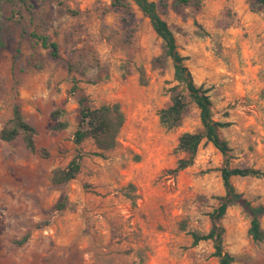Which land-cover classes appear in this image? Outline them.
Returning a JSON list of instances; mask_svg holds the SVG:
<instances>
[{
  "label": "rangeland",
  "instance_id": "obj_1",
  "mask_svg": "<svg viewBox=\"0 0 264 264\" xmlns=\"http://www.w3.org/2000/svg\"><path fill=\"white\" fill-rule=\"evenodd\" d=\"M155 1L195 83L210 90L214 119L231 123L220 129L231 166L264 171V7L163 0V8ZM121 2L125 7L116 0H26L16 5V23L11 2L0 1V132L19 104L37 146L50 151L43 158L22 137H0V264L219 263L212 242L193 245L191 232L211 227L209 213L224 194V157L203 142L192 166L172 172L184 156L179 136L201 127L199 110L191 103L178 128L160 124L177 84L174 65L155 66L162 39L134 0ZM32 32L56 41L61 57L53 59ZM82 95L94 107L119 103L125 123L113 150L100 155L85 141L81 172L54 184L53 171L77 153ZM59 121L68 127L57 129ZM232 181L253 204H264V177ZM221 224L232 264H264V241L250 237L238 206Z\"/></svg>",
  "mask_w": 264,
  "mask_h": 264
},
{
  "label": "trees",
  "instance_id": "obj_2",
  "mask_svg": "<svg viewBox=\"0 0 264 264\" xmlns=\"http://www.w3.org/2000/svg\"><path fill=\"white\" fill-rule=\"evenodd\" d=\"M1 1V0H0ZM13 5L10 19L16 23L21 22V14L17 10L18 3L25 4L26 0H8ZM122 0H116V3L122 7L125 4ZM144 16L150 19V22L156 34L162 39V52L154 59L155 66L166 67L169 60L174 65V80L176 85L170 89V103L162 108L159 112L160 124L167 130L178 128L190 110L193 103L199 110L201 127L192 132H184L179 136L177 150L184 156L181 157L173 173L192 166L195 162L200 145L203 142L213 144L223 155L224 163L220 168L221 178L224 186V194L217 196L218 205L209 213L211 227L208 232L192 231L193 245L201 241H211L214 247L213 255L218 258V264H232L235 256L224 248L225 227L221 220L231 206H238L244 215L249 219L250 226L248 234L255 242L264 241V204L255 205L251 200L246 198L234 185L233 177H264V171L255 167L231 166L229 142L220 134V129L228 127L231 123L228 121L215 120L213 117V102L209 95L210 90L204 86H198L193 78L192 72L185 64L186 57L178 50V44L173 30L168 22L163 18V13L159 11L158 4L155 0H134ZM161 6L165 8L167 4ZM180 4L189 5L200 3L201 0H178ZM258 5L264 7V0H254ZM23 29V34H26ZM30 35L36 39L44 48L50 49V55L53 59H59V44L52 40L50 36L32 32ZM75 83V82H74ZM74 91L78 90L77 84L73 87ZM80 105V123L74 132L73 141L76 145L77 153L64 168H56L53 171L52 181L54 184H64L75 179L82 169V160L84 154L82 145L85 141L93 140L97 154L103 155L105 152L113 150L118 141V135L125 123V114L119 103L104 104L100 107H94L88 101L86 95L79 98ZM63 110H57L54 115L59 118ZM68 123L59 121L57 129H65ZM36 129L25 120L21 106L16 104L13 110V117L3 126L0 137L4 141H13L22 137L26 147L32 153L38 154L43 158L50 156L47 148H40L35 140ZM65 203L60 204L64 208ZM30 238V235L24 236L19 243L24 244Z\"/></svg>",
  "mask_w": 264,
  "mask_h": 264
}]
</instances>
